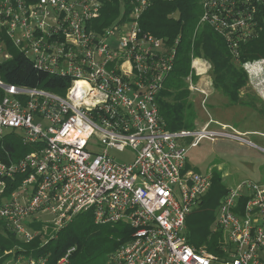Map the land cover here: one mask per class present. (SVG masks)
<instances>
[{"label":"built area","instance_id":"built-area-1","mask_svg":"<svg viewBox=\"0 0 264 264\" xmlns=\"http://www.w3.org/2000/svg\"><path fill=\"white\" fill-rule=\"evenodd\" d=\"M108 1L0 0V140L8 128L32 146L15 161H0V232L22 244L38 239L40 247L74 216L90 212L95 224L130 226L129 238L103 264H264V181L241 180L219 199L212 229L222 233L221 254L190 245L184 234L212 172L187 168L181 141L193 137L194 146L220 136L258 146L226 125L209 129L210 117L196 130H167L157 99L179 37L167 44L142 30L140 18L153 0H119L111 15L104 14ZM199 4L196 29L210 26L238 60L239 44L262 29L264 0ZM15 52L43 74L65 79L63 90L2 80ZM240 66L264 100V58ZM211 70L209 59L191 56L185 82L201 108L214 91ZM126 148L131 162H118L108 150ZM16 248L25 250H0V264H47L48 255ZM74 250L55 264H70Z\"/></svg>","mask_w":264,"mask_h":264},{"label":"trees","instance_id":"trees-1","mask_svg":"<svg viewBox=\"0 0 264 264\" xmlns=\"http://www.w3.org/2000/svg\"><path fill=\"white\" fill-rule=\"evenodd\" d=\"M119 0H110L105 4L104 14H113L118 10ZM201 14L199 0H153L142 13L140 26L143 31L153 33L166 39L167 44L178 38L172 70L166 76L163 89L157 99L158 111L165 128L169 131L194 130L195 110L191 93L187 89L185 76L190 68L191 56H202L212 64L211 76L214 90L226 96L231 103L248 105L257 112L264 113L262 107L249 100L240 98V89L247 82V74L240 66L245 61L264 58V7L259 9L261 30L255 39L238 46L239 59L234 60L223 37L206 24L196 29ZM109 21V20H107ZM103 22V25L107 23ZM30 61L15 52L1 70L2 80L28 87H42L61 92L66 80L57 76L43 74L34 68ZM12 131L0 140V161H15L32 149L24 144ZM211 184L201 199L196 210L190 212L185 220V237L187 242L196 246L206 242L207 250L213 254H221L219 235L209 227L213 222V211L227 188L221 177L212 171ZM200 211L204 213L196 214ZM210 212V213H207ZM195 214V215H194ZM130 226L118 222L115 224H95L90 212H82L74 216L72 221L63 227L56 237L38 247V239L30 243H21L9 232H0V250L19 246L25 250L15 249V253L23 251L31 255H48L47 264H55L56 260L74 246L70 255V264H90L120 246L130 236ZM217 234L218 236L214 235ZM196 238H195V237Z\"/></svg>","mask_w":264,"mask_h":264},{"label":"rangeland","instance_id":"rangeland-1","mask_svg":"<svg viewBox=\"0 0 264 264\" xmlns=\"http://www.w3.org/2000/svg\"><path fill=\"white\" fill-rule=\"evenodd\" d=\"M258 95V92L253 89L249 82H246L245 86L240 89V97L243 100H249L252 98L255 105L261 104L264 110V103L260 101ZM191 99L193 100L196 115L194 120V127L196 128H194V130L197 128L199 129L201 125L210 117L212 122L209 125V129L221 130L219 123L229 122L235 125L236 130L246 132L241 135L244 139L249 140L258 147L264 148V137L258 134L264 133L263 115L257 111L245 109L241 111L240 114H231L228 112L227 116H221L220 112H225L230 104L228 99H226L225 96L223 97L219 91L216 92V90H214L207 98L205 108H201L198 96L192 95ZM237 108L239 109L240 107L237 106ZM215 121H217V123H215ZM224 130L228 133L234 132L232 128H225ZM8 132H11V130L5 128L4 134ZM12 132L17 135L19 134L18 131ZM192 139L193 137L184 138L181 141L184 147L187 148V168L199 173H208L213 170L216 171L220 175V182H222L225 188L231 187L241 180H250L253 182L264 181V152L258 147L220 136L212 140L204 137L199 139L196 145L189 146ZM92 150H94V147H92ZM108 150L118 162H131L134 159L133 151L129 148H126L123 151H118L116 149ZM197 207L193 210H196ZM216 211L217 207L212 212L214 217L213 222L209 227L210 234L213 231L212 227L216 221ZM199 213H204V211H200L196 214ZM217 233L220 237L219 242H221L222 233L220 231H217ZM214 235L218 236L217 234ZM206 247V242H202L197 245L196 248L205 249L209 252ZM104 261L105 256L93 261L90 264H103Z\"/></svg>","mask_w":264,"mask_h":264},{"label":"crops","instance_id":"crops-1","mask_svg":"<svg viewBox=\"0 0 264 264\" xmlns=\"http://www.w3.org/2000/svg\"><path fill=\"white\" fill-rule=\"evenodd\" d=\"M249 81H248V78H247V83H248ZM254 89V88H253ZM216 92H218V91H216ZM220 93V92H219ZM221 94V93H220ZM259 94V93H258ZM223 95V94H222ZM224 97V96H223ZM226 97V96H225ZM227 98V97H226ZM241 98V97H240ZM258 98L260 99V101H262V103H264V100L262 99V97L260 96V94L258 95ZM242 99V98H241ZM243 100V99H242ZM247 100V99H246ZM249 101H252L253 102V100H252V98L251 99H249ZM228 102H229V100H228ZM254 103V102H253ZM229 106H228V108H227V110H225V112L223 111V112H220V114H221V116H227L228 115V112L229 113H231V114H240L241 113V111H243V110H245V109H247V110H249V109H251V110H253V111H256L255 109H253V108H251L250 106H248V105H241V104H239V103H231V102H229ZM233 104H236V105H233ZM237 106L238 107H240L239 109L237 108ZM256 106H259V107H262L263 108V106L260 104H258V105H256ZM258 113H260V112H258ZM261 115H263L264 116V113H260ZM207 122V121H206ZM206 122H204L202 125H201V127L206 123ZM215 122H217V121H215ZM220 125H226L227 126V128H232V129H234L236 132H238V133H241V134H244V133H246V132H241V131H238V130H236L235 128V125H233V124H231V123H229V122H223V123H219ZM218 124V125H219ZM219 125V126H220ZM260 136H262V137H264V133H258Z\"/></svg>","mask_w":264,"mask_h":264},{"label":"clouds","instance_id":"clouds-1","mask_svg":"<svg viewBox=\"0 0 264 264\" xmlns=\"http://www.w3.org/2000/svg\"><path fill=\"white\" fill-rule=\"evenodd\" d=\"M83 86H86V82L85 81H77V87L80 88V87H83ZM80 93L77 92V95H79Z\"/></svg>","mask_w":264,"mask_h":264}]
</instances>
